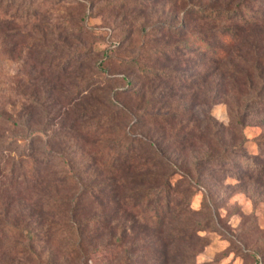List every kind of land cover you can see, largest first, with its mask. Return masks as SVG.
I'll return each mask as SVG.
<instances>
[{
  "label": "trees",
  "instance_id": "obj_1",
  "mask_svg": "<svg viewBox=\"0 0 264 264\" xmlns=\"http://www.w3.org/2000/svg\"><path fill=\"white\" fill-rule=\"evenodd\" d=\"M15 1L0 12V64L17 71L29 65L15 75L14 95L0 93V233L11 237L12 251L34 256L54 221L69 217L71 233L81 236L78 229L89 228L92 238H108L106 246L117 251L126 243L127 256L133 237L148 232L155 240L148 245L153 264H198L187 251L155 248L190 242L201 232L205 223L194 222L198 213L191 208L200 185L222 186L227 175L242 189L252 184L264 191V135L255 141L256 153L245 149L243 135L251 112L264 113V0H172L180 25L137 16L139 29L121 32L123 40L113 43L134 39L120 50L122 59L109 51L89 58L99 51L85 18L53 17L41 4L22 7L27 0L13 10ZM154 1L164 0H116L99 8L120 12L132 5L139 15ZM110 65L133 77L110 74ZM217 70L231 77L237 104L229 140L207 129L192 133L200 128L191 107L202 101L205 76ZM185 71L194 74L197 89L181 75ZM112 83L118 86L111 91L89 90ZM53 105L56 114L45 118ZM55 120L61 128L54 134L65 135L48 143L41 136L55 130L46 129ZM73 155L96 168V177L84 180V170L76 168L83 161ZM63 183L76 187L66 200L55 193ZM36 189L33 200L22 202V190ZM81 200L95 207L79 210ZM68 251L80 253L77 246Z\"/></svg>",
  "mask_w": 264,
  "mask_h": 264
},
{
  "label": "rangeland",
  "instance_id": "obj_2",
  "mask_svg": "<svg viewBox=\"0 0 264 264\" xmlns=\"http://www.w3.org/2000/svg\"><path fill=\"white\" fill-rule=\"evenodd\" d=\"M6 1L3 0V3H0V12H3L4 7L7 5ZM115 1L27 0L23 2L22 0H17L11 6H13V10H16L18 9V3L23 2L22 7L26 8L28 5H31L32 8L37 9L41 4L44 9L53 11L51 12L54 15L53 17L59 16L60 12H62L63 16H68L67 18L71 21L74 20L73 22L77 19L85 18L86 26L94 29L96 33L95 38L98 42L95 49L99 51V56L96 57L95 54H90L89 58L91 59L100 58L103 51L115 53L119 59H122L120 50L128 46L134 39H129L130 41L127 40L123 45H117L116 48H114L113 43L123 40L121 32L128 31V29L134 31L139 29L140 26L135 23L138 20L137 16L140 17V22L154 21L153 23H162L166 21V23L175 27L180 25L181 12L171 8L172 0H164L163 2L154 1L153 5H148L147 10L140 12L139 15L138 7H134L135 11H132V5H128L129 7L120 12H108V8L101 9L107 2H112L113 4ZM128 1L134 3L142 0ZM57 2H59L58 5H56ZM92 2H94L92 8H90V5L88 7V4ZM51 3L54 6H50ZM100 6L101 8H99ZM54 11L59 12L56 14L57 12ZM130 20H134V22ZM27 64L23 65L20 71H17L11 65L0 64V93L5 98L8 93L15 94L14 82L17 80L15 75H18L19 72H27L29 68ZM107 70L110 74L124 73L128 77L132 76L128 72H121L120 69L115 68L113 65H110L109 68L107 67ZM204 70L206 69L204 68ZM207 71H204V73ZM208 73L210 74L205 76L207 87L199 89L202 90V96L200 97L202 101H198L194 106L192 104L193 107H191L192 115L198 120L200 128L198 131L196 130L192 133L194 136H199L207 129L213 132L214 135L218 136L219 134L223 136V139L229 140L228 137L233 134L229 127V115L230 112H234L237 106L234 103L235 98L232 97L235 94L230 91L232 79L227 75L226 71L222 73L220 70H217ZM181 75L190 81L195 80L194 86L197 89L199 82L193 79L195 76L191 71L181 72ZM116 86H118L116 83L109 85L101 84L93 86L89 90H91L90 92L105 89L111 91ZM68 88L69 86L66 87V89ZM257 88L258 86L255 90ZM89 90L84 91L81 95L85 96ZM24 93L29 95L28 90L24 91ZM57 95L53 94L51 99ZM40 97H42L41 94ZM239 108L241 111L242 106L240 104ZM57 109L56 105L49 106L47 109L49 113L44 115L45 118H48L49 115V117L55 115ZM154 113H159V111ZM249 117L251 118L245 120L247 125L243 129V135L247 140L244 147L249 152L256 153L258 151L255 147V141L264 135V113L256 112L254 115L251 112ZM56 120L53 122V125L46 127L47 130L50 127H53L55 130L49 129L50 131H47V135L41 136L48 143L60 140L65 135L54 134V132L58 134L56 128H61L56 125ZM73 151L74 149L70 152ZM83 158V156L73 155V160L83 161L81 166H76L77 169L84 170L83 179L86 180L91 174V176L96 177L98 170L85 162ZM205 170L207 169L203 168V171ZM99 179L101 180V177ZM222 180V186L202 183L195 197L192 199L191 208L195 213H198L194 222L205 223L203 228H201V232L190 242L173 243L171 246L166 245L164 247L159 246L155 250L162 251L163 253H170L172 250H184L193 254L194 261L198 264H264V191H254L252 184L247 185L246 189H242L235 182L234 178L227 175L222 177ZM56 186L55 193L58 196L65 197V200L75 194V185L63 183ZM43 189L49 191L48 187H44ZM38 192L39 189L29 190L28 192L22 190L24 197L22 202L27 201L28 203L27 199L33 200ZM206 196L211 198L210 201L204 202V197ZM84 207L93 208L95 206L86 204L83 200L79 201V210H82ZM77 217L81 218L82 216L78 213ZM54 222L55 227L53 226L50 235L45 239L37 241V245H34V256L17 255L11 249L14 246L11 237L6 238L0 233V264H121L126 259H129V264H153L151 259L153 256H150L149 253L153 254L154 247L151 248L148 245L155 240L148 232L133 237L134 239L130 242L133 247H131L130 256H127L124 252V249L127 248L126 243L117 251L115 248L106 246L108 238L102 237L99 240L92 238L89 228H79L78 233L81 236L71 233L69 226L72 224L73 227L74 224L69 217H64L61 220L57 219ZM181 226L184 227L186 225L182 224ZM72 246H77L80 253L68 251L69 247Z\"/></svg>",
  "mask_w": 264,
  "mask_h": 264
}]
</instances>
